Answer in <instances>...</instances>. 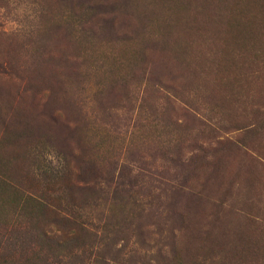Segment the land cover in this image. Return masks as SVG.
Masks as SVG:
<instances>
[{
	"label": "rangeland",
	"instance_id": "obj_1",
	"mask_svg": "<svg viewBox=\"0 0 264 264\" xmlns=\"http://www.w3.org/2000/svg\"><path fill=\"white\" fill-rule=\"evenodd\" d=\"M0 264H264V0H0Z\"/></svg>",
	"mask_w": 264,
	"mask_h": 264
}]
</instances>
